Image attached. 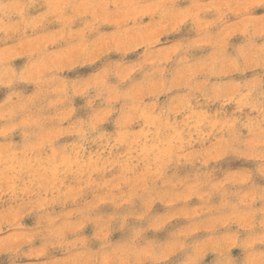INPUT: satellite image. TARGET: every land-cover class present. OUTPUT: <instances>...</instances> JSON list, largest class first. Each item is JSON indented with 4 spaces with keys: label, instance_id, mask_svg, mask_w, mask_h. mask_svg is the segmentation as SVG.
Returning a JSON list of instances; mask_svg holds the SVG:
<instances>
[{
    "label": "clouds",
    "instance_id": "1",
    "mask_svg": "<svg viewBox=\"0 0 264 264\" xmlns=\"http://www.w3.org/2000/svg\"><path fill=\"white\" fill-rule=\"evenodd\" d=\"M0 264H264V0H0Z\"/></svg>",
    "mask_w": 264,
    "mask_h": 264
},
{
    "label": "rangeland",
    "instance_id": "2",
    "mask_svg": "<svg viewBox=\"0 0 264 264\" xmlns=\"http://www.w3.org/2000/svg\"><path fill=\"white\" fill-rule=\"evenodd\" d=\"M17 63L19 64V63H20V61H18ZM157 208H158L159 210H161V211H162V209H160V206H159V205L157 206ZM26 222H27V223H31V221H30V220H27ZM233 254H234V255H238V254H239V253H238V250H234V253H233ZM209 259H210V258H209Z\"/></svg>",
    "mask_w": 264,
    "mask_h": 264
}]
</instances>
